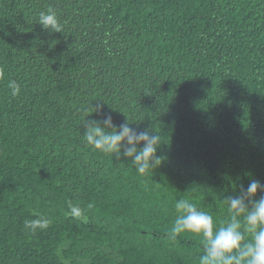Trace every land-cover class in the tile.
I'll use <instances>...</instances> for the list:
<instances>
[{"label": "trees", "instance_id": "1", "mask_svg": "<svg viewBox=\"0 0 264 264\" xmlns=\"http://www.w3.org/2000/svg\"><path fill=\"white\" fill-rule=\"evenodd\" d=\"M49 11L59 32L39 23ZM109 115L106 131L157 134L161 163L140 175L126 142L87 145L85 121ZM253 179L264 183V0H0V264H199L200 237L168 236L175 202L215 228ZM34 219L49 226L26 228Z\"/></svg>", "mask_w": 264, "mask_h": 264}, {"label": "clouds", "instance_id": "2", "mask_svg": "<svg viewBox=\"0 0 264 264\" xmlns=\"http://www.w3.org/2000/svg\"><path fill=\"white\" fill-rule=\"evenodd\" d=\"M39 23L44 29L60 27L55 14L51 11L40 13ZM8 88L12 96L20 93V86L15 81H9ZM95 111H99V106ZM83 139L94 150L105 154H120L121 146L126 142L123 155L132 158V164L140 175L146 174L153 166L159 165L161 159L156 156L160 137L145 129L137 132L129 123L119 126V130L106 131L112 128V117L107 116L101 127L99 122H87ZM143 143L142 148L137 145ZM264 193V183L251 180L240 194L228 197L226 200L229 219L214 228L212 215L197 208L189 199L181 198L175 202L176 218L168 232L171 240L180 234L190 233L200 237L203 254L199 264H264V195L255 199L257 193ZM249 205H252L251 207ZM73 219H79L83 210L68 203ZM92 208L91 203L88 204ZM47 219L26 220L25 227L35 231L37 228H47ZM250 239H246L249 237Z\"/></svg>", "mask_w": 264, "mask_h": 264}]
</instances>
